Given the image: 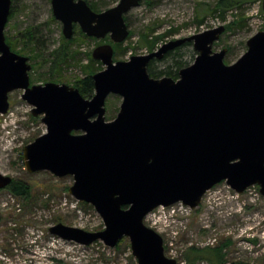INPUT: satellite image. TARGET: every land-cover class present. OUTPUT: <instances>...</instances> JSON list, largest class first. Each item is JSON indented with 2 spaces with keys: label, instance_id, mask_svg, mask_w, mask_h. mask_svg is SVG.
I'll return each instance as SVG.
<instances>
[{
  "label": "water",
  "instance_id": "1",
  "mask_svg": "<svg viewBox=\"0 0 264 264\" xmlns=\"http://www.w3.org/2000/svg\"><path fill=\"white\" fill-rule=\"evenodd\" d=\"M12 1L0 0V116L10 110L9 95L22 90L33 117L46 126L23 150L27 171L73 177L69 194L104 222L98 232L58 223L52 235L109 248L126 238L138 264H178L166 255L163 237L145 224L150 213L180 202L195 210L224 182L240 195L257 186L264 196V31L247 41V52L233 64L225 62L227 48L213 51L225 26L116 61L113 44L129 37L125 17L141 0H120L100 13L85 0H52L66 40L78 25L86 36L112 42L92 52L104 70L93 75L95 93L85 99L73 86L31 83L28 57L6 41ZM186 43L197 57L177 80L150 76L151 62ZM111 95L122 102L108 121ZM12 181L0 173V191Z\"/></svg>",
  "mask_w": 264,
  "mask_h": 264
},
{
  "label": "rangeland",
  "instance_id": "2",
  "mask_svg": "<svg viewBox=\"0 0 264 264\" xmlns=\"http://www.w3.org/2000/svg\"><path fill=\"white\" fill-rule=\"evenodd\" d=\"M90 1L103 12L116 6L120 0ZM218 1L141 0V5L125 17L132 36L122 43L115 60L128 61L132 56L149 54L143 36L148 35L149 42L163 36L155 45L154 51H157L168 42L226 27L237 15L246 19L245 26L225 30L213 47L214 52L227 48L225 62L235 63L247 52V41L264 31L263 0H248L240 8L228 12L225 19L219 13H213ZM11 12L5 36L16 44L12 51L28 56L20 53L22 43L17 39L18 34L28 28L39 41L42 57L29 61L37 65L30 72L34 79L32 84H44V80L55 83L56 77L49 75L50 64H38V61L42 64L44 58L48 59L49 53L59 48L65 39L63 25L53 15L52 0H13ZM202 18L205 20L200 25ZM74 38L68 48L79 54L75 61L63 68L64 81L59 84L71 86L76 78H84L86 74L82 66L89 62L87 55L92 56L100 45L112 44L109 37L104 40L88 37L85 40L74 33ZM181 54L184 67L192 65L197 57L192 45L183 48ZM172 63L173 58L170 57L163 62L155 61L153 68L161 72ZM102 68L104 70V66ZM22 95V90L11 93L10 110L7 115L0 116V173L28 183L32 187L33 198L17 199L6 189L0 191V264H138L126 238L115 248H109L103 242L85 246L66 241L49 232L58 223L98 232L104 230V222L92 206L69 194L73 177L57 178L47 171L34 174L27 171L23 150L46 133V126L41 121L42 117H33L32 107L22 99ZM121 102V97L109 96L106 103L108 121L117 117ZM258 193L257 186L242 195L226 183L215 186L189 217L176 215L168 219L167 231L162 235L166 255L169 258L176 255L177 262L185 261L186 264H264V239L261 238L264 232V197H254ZM144 222L150 227L148 222ZM171 242L176 254L171 253ZM217 252L222 263L214 260Z\"/></svg>",
  "mask_w": 264,
  "mask_h": 264
},
{
  "label": "trees",
  "instance_id": "3",
  "mask_svg": "<svg viewBox=\"0 0 264 264\" xmlns=\"http://www.w3.org/2000/svg\"><path fill=\"white\" fill-rule=\"evenodd\" d=\"M90 8L97 12L100 13L102 12L100 8H98L97 4L94 2H91L90 0H85ZM248 0H219L214 8L213 13L217 14L219 13L220 17L222 19H225V16L228 12L233 11L234 9L240 8L243 3L247 2ZM12 13V12H11ZM11 18V15H10ZM126 19V18H125ZM204 18L199 21V24L204 23ZM10 21V19H9ZM246 19L244 17H239L235 15V18L232 22H230L225 28L226 30H229L230 28H241L242 26H245ZM242 27V28H243ZM75 32L78 33L80 36H82L85 40L88 39V37L82 33V31L78 28V26L74 27ZM132 36V33L129 34V37L127 39H130ZM143 41L147 44L149 53L153 52L155 50V45L158 43L160 39L163 38L157 37L153 42H149V36H143ZM22 44L19 47L20 48V53L23 55H28L29 61H34L36 59H40L41 56V49L39 47V41H37L34 37V34L31 29H27L23 33L18 34L17 38ZM75 38L72 40H63L62 45L51 51L49 53V58L42 61L43 63L41 64V61H38L39 66L43 65L45 63H49V75L50 77H56L55 81L58 82H63L64 80L62 79V70L64 67L69 66L71 64V61H75L76 56L79 54L77 52H74L68 48V45H71L74 42ZM7 43L10 45L12 50H15L16 44L12 38H6ZM122 44H113L114 50H115V59L116 56L118 55L119 49H121ZM193 46L192 43H186L182 45L180 48L176 49L173 52H169L161 62L167 60L168 58H173V63L171 66L166 68L165 70L161 72H157L154 70L153 65L155 61L151 62L148 68V72L151 77L153 78H161L162 75H165L166 77H171L175 80L179 78V72L182 70L184 67V62L182 61L183 55L181 54V50L187 46ZM31 52V54L29 53ZM89 62L86 65H83V71L85 72V77L84 78H76L72 85L74 88L78 89L81 95L85 99H91L94 96L95 89H94V82H93V75L102 71L103 70V65L100 61H96L92 58V56L89 54L87 55ZM226 60V59H225ZM79 64V62L77 61ZM36 63L32 64V67L34 70L36 68ZM31 78V83H34V79H32V75H30ZM55 82V83H56ZM44 84L45 80L43 81ZM63 84V83H62ZM108 120V119H107ZM12 196H14L17 199H25V200H31L32 197V187L21 180L18 179H13L11 182L10 186L6 188ZM121 243V242H120ZM166 251V250H165ZM220 251V250H219ZM201 253V252H200ZM215 261L217 263H222V258L219 252L216 253Z\"/></svg>",
  "mask_w": 264,
  "mask_h": 264
},
{
  "label": "built area",
  "instance_id": "4",
  "mask_svg": "<svg viewBox=\"0 0 264 264\" xmlns=\"http://www.w3.org/2000/svg\"><path fill=\"white\" fill-rule=\"evenodd\" d=\"M254 188V186L248 188L246 192L251 191V189ZM211 191V190H210ZM245 192V193H246ZM209 193V192H208ZM254 197L263 198L261 196V193L259 191L258 194H255ZM192 213V209L183 203H177L171 207L165 208V207H159L152 213H150L145 221L149 223V226L153 228L156 232L163 235L165 231H167L166 228H168V219L171 217H174L176 215H182L183 217H189ZM261 238L264 239V232L261 233ZM173 242L169 244L170 248L173 247ZM172 249V248H171ZM171 253L174 254V250H171ZM176 254V253H175ZM173 259H176V255L172 257ZM178 261V260H177ZM179 263V262H178ZM179 264H186L185 261L179 263Z\"/></svg>",
  "mask_w": 264,
  "mask_h": 264
}]
</instances>
